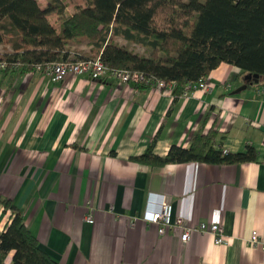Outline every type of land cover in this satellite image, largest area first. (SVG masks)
Listing matches in <instances>:
<instances>
[{
  "label": "crops",
  "instance_id": "0c3cea01",
  "mask_svg": "<svg viewBox=\"0 0 264 264\" xmlns=\"http://www.w3.org/2000/svg\"><path fill=\"white\" fill-rule=\"evenodd\" d=\"M59 1L63 15L74 11ZM46 18L58 30L55 13ZM70 46V56L89 55L85 41ZM242 77L220 63L206 76L208 92L174 99L172 84L157 91L83 75L56 82L40 72L0 71V197L56 264H264V251L247 242L252 230L264 237V84L232 93ZM211 124L222 148L236 153L250 145L255 160H130L154 136L153 152L162 156L170 144L187 147L191 133ZM159 192L169 196L170 223L176 216L192 226L219 223L223 243L197 230L181 242L168 226L158 235L141 216L147 194ZM9 215L0 205V233Z\"/></svg>",
  "mask_w": 264,
  "mask_h": 264
},
{
  "label": "trees",
  "instance_id": "16d2710c",
  "mask_svg": "<svg viewBox=\"0 0 264 264\" xmlns=\"http://www.w3.org/2000/svg\"><path fill=\"white\" fill-rule=\"evenodd\" d=\"M74 11L63 15L59 0H0V60L18 61V72L35 63L64 60L71 43L86 41L87 57L99 56L106 68L138 70L166 82L173 81L174 99L220 63L239 69L240 75L258 76L264 84V0H81ZM55 13L56 30L46 16ZM140 46L146 55L118 44ZM82 58L83 55H74ZM156 136L145 151L131 157L149 166L184 162L234 164L255 160V150L223 152L213 124L187 138V147L170 144L162 156L153 152ZM2 209L10 212L0 233V264H56L38 245L23 218L6 198Z\"/></svg>",
  "mask_w": 264,
  "mask_h": 264
},
{
  "label": "built area",
  "instance_id": "2783aa9c",
  "mask_svg": "<svg viewBox=\"0 0 264 264\" xmlns=\"http://www.w3.org/2000/svg\"><path fill=\"white\" fill-rule=\"evenodd\" d=\"M19 67L18 61L0 60V71L8 69L16 70ZM29 72H40L46 75L50 80L60 82L66 76L74 78L78 75L86 76L90 80L102 81L104 79L113 82L125 84H141L160 91L167 87L168 84L175 85L173 81H164L152 75H145L138 70H129L123 68H106L100 61L99 56L75 58L70 56L67 59L45 62L43 64L35 63L28 70ZM211 83L206 77H199L195 82H188L187 89L181 93V97L187 96L194 91L208 92ZM264 93V91H262ZM223 152L227 150L222 148ZM169 196L166 193H148L146 196V206L141 216L142 220L148 224L156 226V233L162 235L165 227L179 230V240L186 242L189 234L193 230L205 232L212 236L213 242L217 245L223 243L222 226L219 223L204 224L196 223L194 226L186 225L179 216L174 218L172 223L169 222ZM87 222H92L89 215L86 216ZM134 218H129V224L133 223ZM170 223V224H169ZM248 244L264 251V237H259L254 230L249 233L247 238Z\"/></svg>",
  "mask_w": 264,
  "mask_h": 264
},
{
  "label": "water",
  "instance_id": "95a60500",
  "mask_svg": "<svg viewBox=\"0 0 264 264\" xmlns=\"http://www.w3.org/2000/svg\"><path fill=\"white\" fill-rule=\"evenodd\" d=\"M243 79V84L235 88L232 93H238L246 88V83L245 81L247 79H250L249 83H257L258 82V76L256 74H252L251 76H245Z\"/></svg>",
  "mask_w": 264,
  "mask_h": 264
},
{
  "label": "rangeland",
  "instance_id": "374dc122",
  "mask_svg": "<svg viewBox=\"0 0 264 264\" xmlns=\"http://www.w3.org/2000/svg\"><path fill=\"white\" fill-rule=\"evenodd\" d=\"M65 4H66V6H68L69 8V10H72L73 8H74V4H75V1L76 0H62ZM120 41V43H125V41H123V40H119ZM82 42H84V41H81V43ZM86 42V41H85ZM69 51H75V48H73V47H71V46H69ZM138 52H140L141 50L139 49V47H138V49H136ZM69 55H71V54H69ZM88 56V55H87Z\"/></svg>",
  "mask_w": 264,
  "mask_h": 264
}]
</instances>
